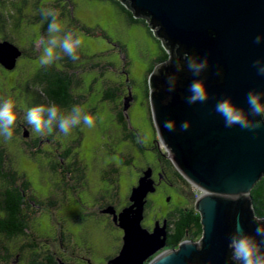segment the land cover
Wrapping results in <instances>:
<instances>
[{"label":"water","instance_id":"water-1","mask_svg":"<svg viewBox=\"0 0 264 264\" xmlns=\"http://www.w3.org/2000/svg\"><path fill=\"white\" fill-rule=\"evenodd\" d=\"M145 17L154 35L162 40L168 60L158 64L159 74L149 76V102L159 141L181 175L201 191L195 210L203 233L196 242L185 240L178 248L165 249L168 222L143 225L147 197L156 191L153 169L142 172L130 193V204L119 213L114 206L103 212L123 230L119 253L108 264H236L229 238L236 220L246 234L255 236L257 227L251 192L264 177V127L254 131L239 126L225 127L215 112L225 98L246 111L249 91L264 94V75L253 67L264 62V0H120ZM22 51L11 41L0 40V64L14 70ZM208 58L199 76L187 68L185 57ZM163 66V67H161ZM175 77L168 91L166 76ZM199 79L208 100L187 103L188 86ZM264 99V97H262ZM255 119H260L255 117ZM174 130L165 128V122ZM189 127L181 131V124ZM29 133L26 131L24 137ZM259 240V237H256Z\"/></svg>","mask_w":264,"mask_h":264},{"label":"rangeland","instance_id":"rangeland-1","mask_svg":"<svg viewBox=\"0 0 264 264\" xmlns=\"http://www.w3.org/2000/svg\"><path fill=\"white\" fill-rule=\"evenodd\" d=\"M36 1L31 0L28 5L24 4L22 15L26 17H13L10 25L5 23L7 31L0 33V39L7 35V41L12 40L11 42L22 51V55L26 52L30 54L21 56L14 70L0 67V98L11 99L16 107L22 110L23 115L21 113L18 116L21 119H24L29 108L45 105L40 102L35 93V84L32 83L35 73L41 67L39 56L47 38L46 34H42L41 24L32 21L33 17L40 14L47 0L40 1L41 9L32 6ZM71 1L74 18L80 26L91 31L87 34L72 21H62V25L73 30L83 40L77 60V65L83 66L78 73L79 80L82 79L83 82L77 90L83 100L78 105L96 118V126L89 129L81 125L67 136L59 132L53 135L54 130L41 135L35 133L31 126L23 131L20 119L14 127V139L5 140L0 137V146L3 144L9 155L16 160L15 167L26 175L35 197L42 200L54 195L58 200L54 209H42L32 221L31 228L33 227V232L41 238L40 243L45 248L49 243L52 245V251L59 252L56 237L62 227L64 237L71 239L78 250L76 256L79 254L80 258L84 259V255H87L90 258L89 262L78 258V264H108L122 245L123 230L116 222L108 219L107 215L110 214L104 213L105 209L101 208L107 201H114L115 198L121 201L119 206L124 207L132 188L137 185L142 172L147 169L146 166L157 165L155 145L169 159L168 152L159 141L151 109L149 110L150 103L148 104L145 97L148 72L161 49L146 27L130 24L125 14L111 1ZM18 5L20 4L17 3ZM2 21L0 19V24ZM1 41L4 42V39ZM56 63L65 68L64 61L61 64L59 61ZM96 65L101 68L97 69ZM28 85H31L30 89ZM109 88L118 89L116 99L112 101L105 99ZM117 109H123L127 113L131 126L140 136L143 149L134 146L124 138V133L120 132V125L114 120ZM26 131L29 136L23 138ZM48 138L51 140L48 141ZM57 142L63 147L75 145L73 152L78 156L84 178L80 184L77 182L79 173L72 172L74 179H64L68 183V186H64L60 174L65 170L54 171L49 164V152H53L52 156L57 161L53 151ZM130 159L132 162L129 165L127 161ZM68 162L71 163L70 160ZM65 163L67 164V160ZM189 184L184 195L176 193V189L182 187L177 184L176 188L166 187V193L160 192L151 196L155 203L145 211L143 225L153 228L154 221L161 220L163 213L160 211L164 203H169L167 200L170 196L172 202L168 206L176 204L180 199L183 202L186 198L193 202L197 200L196 194L199 193L200 197L201 191ZM72 185L76 194L71 189ZM112 185L117 187L115 191ZM24 243L23 238L7 243L9 252L7 255L3 254L7 258V264H30L34 260L35 257L28 251L20 254L19 250ZM63 251L68 254L66 248ZM162 251L163 249L145 264ZM43 257L44 255H41V258Z\"/></svg>","mask_w":264,"mask_h":264},{"label":"trees","instance_id":"trees-1","mask_svg":"<svg viewBox=\"0 0 264 264\" xmlns=\"http://www.w3.org/2000/svg\"><path fill=\"white\" fill-rule=\"evenodd\" d=\"M40 1L41 0H37L36 3H33L32 6L34 8L37 7V9H41L39 8ZM108 1L114 3L120 9V11L125 14L130 24L143 25L144 27H146L148 33L152 37H154V39L160 46V54L156 58L155 63L148 72L146 81L147 88L145 91V97L149 104V76L158 64L168 60L169 54L164 48L162 40L158 39L154 35V32L152 31L151 27L148 24V20L145 17L136 18L134 16V12L128 9L120 0ZM30 2L31 0H0V19L3 20L2 24H0V33L1 31H7L5 29L7 26L6 24H9L13 17H26L22 15V9L24 4L28 5V3ZM17 3L20 5L17 6ZM42 8L56 9L59 12V22L61 24L64 20L67 21V23L72 21L74 25L78 26V28H81V31H85L87 34L91 33V31L86 29L84 26H80L79 22L74 18L72 14L73 3L71 0H47ZM32 21L39 22L41 24L42 34H46L47 37V27L49 21L44 20L40 14L33 17ZM5 36L7 37V35H4V37L0 40H7L8 38H5ZM22 56H30V54L28 55L26 52L23 53ZM63 61L65 68H61V65H57L56 62L51 66H41L35 73L32 83L35 84V93L40 99V102L42 101L45 106H47L48 101H54L61 110H70L73 105H78L80 102H82L81 100H83V96H80L81 94L77 93V90L81 88L83 82L82 79L79 80L80 76H78L80 68L83 69V66L81 65L79 67L77 65L78 61H73L67 56H64L61 60H59V63L61 64ZM0 67L5 69L1 64ZM99 67L100 65H96L97 69H99ZM30 86L31 85H28V89H30ZM117 90L118 89L113 90V88H109L106 92L105 99L110 101L116 99L115 96ZM77 95L78 97H76ZM150 109L151 108L149 105V110ZM15 110L17 112V116H20L21 113L23 115L22 110L18 108V106L15 108ZM20 119L21 118L18 117L17 123H19ZM114 120L120 125V132L124 133V138L130 141L134 146L143 149L142 143L140 141V136L131 126V123L127 117V113H125L123 109H117ZM21 121V127L23 128V131L30 127V125H28L23 118L21 119ZM58 132V130H54L53 135L58 134ZM23 138L25 137L23 136ZM12 139H14V136L12 137ZM24 142L27 141L24 140ZM55 146L56 147L53 149V151L54 153H56L55 155L57 157V161H55L54 156H52L53 152H49L48 156L50 159L49 164L52 166V169L54 171L65 170V172H61L60 174V176L63 177L61 182L64 186H68V183L64 179H68L69 181L74 179V177H72V172L79 173V175L77 176V182L78 184H80V181L84 180V178L81 173L82 168H80V163L77 160L78 156L73 152L75 145L70 144L67 147H63L59 142H57ZM154 150V153L156 155L155 162H157V165L148 164L147 166L155 165L156 168L163 167L169 178L174 180L176 186L177 184L182 185V187L176 189L179 190V192L181 191V193L179 194H186L185 189L187 186H190L189 182L176 169L171 159H168L167 156L163 152H161L158 147H156V145L154 147ZM60 151L63 152L61 153ZM14 160L15 159H13L9 155L7 148H5L2 144V146H0V264L8 263L7 258L3 255L4 253L7 255V253L9 252L7 243L19 238H23L25 241L23 246H21L22 248H20L19 250L20 254L23 251H28L31 253V256L35 257L30 264H59V262L56 261L55 257L57 255H60V251H63L64 248H68L69 245L67 244V242H69V244L73 246L72 240L64 237L62 233V227L60 233L58 232V236L56 235L59 243V246L57 247L59 249V252H57L58 254L50 249L52 245H49L48 239L46 240L48 246L47 248H45L43 244L40 243L41 238L33 232V227L31 228L32 221L39 215L38 213L45 208L54 209L57 206L58 200L54 195L42 200H39L37 197H35L32 193L30 182L28 181L24 173H20L17 170V168L15 167L16 160ZM66 160L67 164L65 163ZM68 160H70L71 163L73 162L72 165L68 162ZM131 162L132 159L128 160L127 164L130 165ZM71 189L74 194H76L75 187L73 185L71 186ZM113 189L115 191L117 187L114 186ZM251 196L253 199V208L255 210L257 218L264 220V177L256 184L251 192ZM192 202L193 201H191L189 198H186L185 202L178 201L176 203V205L181 206V211L179 213H176L174 220H172V222H175L176 219V223L173 224L170 232H168L166 247H168L169 249L177 248L180 243L185 241L186 239L198 240L202 236L203 228L201 224V217L200 214L195 210L196 200L193 203ZM110 206L111 205H107L106 207H104V209H107ZM150 208L151 207H149L148 209ZM156 221L157 220H155L154 222ZM120 248L121 246L118 248V252L120 251ZM41 255H44V257L41 258Z\"/></svg>","mask_w":264,"mask_h":264},{"label":"clouds","instance_id":"clouds-1","mask_svg":"<svg viewBox=\"0 0 264 264\" xmlns=\"http://www.w3.org/2000/svg\"><path fill=\"white\" fill-rule=\"evenodd\" d=\"M40 15L44 20H48L47 38L44 40V47L39 56V63L43 66H51L56 61L67 56L73 61L79 59L78 50L83 44L82 38L73 30L67 28L59 22V12L54 8H42ZM264 39L261 36L255 38V43L259 44ZM188 70L195 76H199L208 67V58L195 59L190 56L185 57ZM163 67V66H161ZM253 67L257 69L259 75H264V62L256 60ZM153 75L159 74V68L155 69ZM168 91L175 89V77L166 76ZM190 95L187 97L189 105L197 102L204 103L208 100V93L201 80L195 79L188 86ZM264 94L254 90L246 94L248 110L235 105L230 98L219 100L215 105V112L223 117L225 127L231 128L239 126L241 129L254 131L264 127ZM15 103L8 98H0V137L11 140L13 130L17 124V112ZM259 117L260 119H255ZM24 120L31 129L38 134L44 135L49 131L58 130L59 133L67 136L73 129L81 125L91 129L96 126V118L86 112L79 105H73L70 110H61L54 101H48L47 106L41 104L29 108ZM165 128L173 131V125L166 121ZM181 131L188 129L187 121L181 124ZM257 227L255 236L248 235L236 220L235 228L229 238V248L232 249L233 260L236 264H264V220L254 217ZM259 237V240L256 239Z\"/></svg>","mask_w":264,"mask_h":264},{"label":"flooded vegetation","instance_id":"flooded-vegetation-1","mask_svg":"<svg viewBox=\"0 0 264 264\" xmlns=\"http://www.w3.org/2000/svg\"><path fill=\"white\" fill-rule=\"evenodd\" d=\"M48 141H50L49 138H48ZM147 167H151L153 169V179L156 183V191L154 193H150L148 195L147 205H146L145 211L149 207L153 206V204L155 203V200H153L151 198V196L157 195L160 192L166 193L167 192L166 187H176V183L174 182L173 179L169 178V176L167 175V173L165 172L163 167L162 168H156L155 165L147 166ZM176 193L179 194V193H181V191L179 192V190H176ZM167 201L169 203H167V204L164 203V207H162L163 209H161V211L159 210L163 214H162L161 220H157V221H159L160 224L162 225L163 221L166 220L168 222V227H169L168 232H170L171 228L173 227V224L176 223V219H175V222H172V220H174L176 213H179L181 211V206H178L176 204H174L172 206H168L172 202V196L168 197ZM120 203H121V201H119V199L116 198L114 201H112V200L107 201L106 204L103 205V208H101V209H104V207H106L107 205H111V206H114L115 209L117 210V212L119 213L124 207H126L130 204V202L128 200V201H126L124 207H120L119 206V205H121ZM107 217H108V219L110 218L111 220H113L112 215H107ZM145 217H146V214H145ZM149 229L152 230L153 228H149ZM67 244L69 245L67 248L68 254L65 253V251H62L60 253V255H57L55 257L56 261H58L59 264H78V258H80V255L78 254L79 256L78 255L76 256V253L78 252L77 248L74 245L72 246L71 244H69V242H67ZM165 249H169V248L166 247ZM56 254H58V253L56 252ZM64 260H66V262H64ZM81 260H83L85 262H89L90 258L87 255H84V259H81Z\"/></svg>","mask_w":264,"mask_h":264},{"label":"built area","instance_id":"built-area-1","mask_svg":"<svg viewBox=\"0 0 264 264\" xmlns=\"http://www.w3.org/2000/svg\"><path fill=\"white\" fill-rule=\"evenodd\" d=\"M196 198H199V193L196 194Z\"/></svg>","mask_w":264,"mask_h":264}]
</instances>
